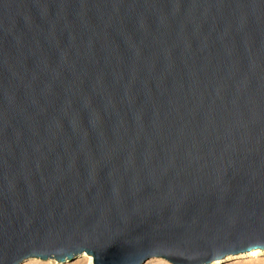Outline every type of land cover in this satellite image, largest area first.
I'll return each mask as SVG.
<instances>
[{"label": "water", "instance_id": "1", "mask_svg": "<svg viewBox=\"0 0 264 264\" xmlns=\"http://www.w3.org/2000/svg\"><path fill=\"white\" fill-rule=\"evenodd\" d=\"M258 248L264 0H0V264Z\"/></svg>", "mask_w": 264, "mask_h": 264}, {"label": "rangeland", "instance_id": "2", "mask_svg": "<svg viewBox=\"0 0 264 264\" xmlns=\"http://www.w3.org/2000/svg\"><path fill=\"white\" fill-rule=\"evenodd\" d=\"M160 261L166 263V264H172L168 260L164 258L159 257H152L150 259H147L142 264H158ZM87 257L81 256V257H75L74 259L67 260L64 262L57 261L55 259H48V260H41L39 258H26L19 264H87ZM214 263V262H212ZM211 263V264H212ZM225 264H264V256H262L259 259H253V258H245V259H236L232 262H227Z\"/></svg>", "mask_w": 264, "mask_h": 264}, {"label": "bare ground", "instance_id": "3", "mask_svg": "<svg viewBox=\"0 0 264 264\" xmlns=\"http://www.w3.org/2000/svg\"><path fill=\"white\" fill-rule=\"evenodd\" d=\"M81 256H85L87 257V264H92V258L91 256L85 254V253H82V254H79L77 255L76 257H81ZM262 256H264V249H261V248H258V249H255V250H252V251H248V252H242V253H231V254H228L226 256H223V257H220V258H217L215 259L214 263L212 264H225L227 262H232V261H235L236 259H245V258H253V259H259L261 258ZM209 263V264H211ZM158 264H166L162 261H160Z\"/></svg>", "mask_w": 264, "mask_h": 264}]
</instances>
